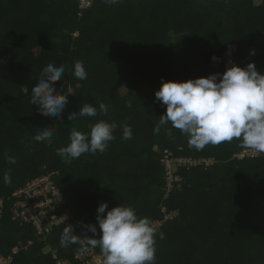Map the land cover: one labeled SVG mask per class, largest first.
I'll return each instance as SVG.
<instances>
[{
  "label": "trees",
  "instance_id": "trees-1",
  "mask_svg": "<svg viewBox=\"0 0 264 264\" xmlns=\"http://www.w3.org/2000/svg\"><path fill=\"white\" fill-rule=\"evenodd\" d=\"M258 3L0 0V254L11 256L10 264H56L54 253L65 259L81 247L90 249L83 243L65 248L59 240L65 223L73 225L81 240L93 236L85 226L95 225L98 238L96 209L101 202L108 209L119 203L132 206L138 216L151 220L155 264H264V157L238 158L244 150L238 140L196 151L170 123L154 134L152 121L157 124L165 111L155 97L162 80L221 74L232 64L244 67L250 61L264 72V17L258 18L264 14V0ZM76 61L83 62L87 79L73 75ZM48 64L66 68L54 85L58 93H71L59 118L40 115L30 103L32 88ZM125 83L129 90L122 94ZM101 102L108 106L107 115L67 119L85 103L98 108ZM137 102L145 106L135 118L131 112ZM145 107L153 112L148 121L142 118ZM100 119L115 122L120 135L102 154L65 162L57 149L69 143L71 130L87 133ZM131 120L132 138L122 139L121 125ZM40 127L54 130L51 146L33 139ZM27 138L37 144L39 158L32 157ZM155 144L160 151L153 149ZM173 156L211 158L212 164L178 167L180 180L169 188L166 159ZM123 161H136L132 171L120 172ZM106 162L111 166L104 168ZM78 168L80 174L72 176ZM114 168L116 175L111 174ZM5 173L10 183H5ZM48 174L63 201L54 204L49 216L70 218L41 241L35 226L15 215L12 193ZM94 250L101 253L99 247Z\"/></svg>",
  "mask_w": 264,
  "mask_h": 264
},
{
  "label": "clouds",
  "instance_id": "clouds-1",
  "mask_svg": "<svg viewBox=\"0 0 264 264\" xmlns=\"http://www.w3.org/2000/svg\"><path fill=\"white\" fill-rule=\"evenodd\" d=\"M121 2L104 0L108 5ZM65 73L64 65L48 64L42 69L30 99L31 105L38 106L40 115L60 117L68 102L67 94L71 93H58L54 85L56 81L62 80ZM73 75L79 80L87 79L82 61L74 63ZM155 97L165 105V111L153 128L154 134H159L161 127L170 123L185 135L189 148L196 151H202L209 145L218 146L238 140L240 146L250 150L254 156L264 154V72L258 70L254 62H248L244 67L232 64L223 73H213L206 77L182 81L162 80L155 90ZM127 106L131 107V103ZM99 113L107 115L108 106L101 102L97 108L94 104L85 103L78 111L70 112L67 119L75 120L78 116L97 117ZM121 127L122 139H131V126L123 124ZM116 128L115 122L109 123L103 119L89 125L87 133L73 128L69 143L57 149V154L68 163L83 154H102L107 150L109 142L115 139ZM38 129L40 131L33 139L51 146L54 130L47 127ZM7 159L15 163L14 158ZM4 181L10 183L7 173ZM96 212L100 229L98 238L95 225L85 226L93 236H83L86 239L82 241V236L74 233L73 225L65 223L60 245L67 248L83 243L93 250L99 247L101 253H96L100 255L103 264H155V229L148 217L138 216L135 208L120 203L108 209L107 203L101 202ZM88 251L89 248L85 246L78 252ZM70 259L75 260L74 256Z\"/></svg>",
  "mask_w": 264,
  "mask_h": 264
},
{
  "label": "built area",
  "instance_id": "built-area-1",
  "mask_svg": "<svg viewBox=\"0 0 264 264\" xmlns=\"http://www.w3.org/2000/svg\"><path fill=\"white\" fill-rule=\"evenodd\" d=\"M264 157L262 155H253L250 150L244 149L238 158L244 157ZM204 163V165L212 164L211 158H192V157H172L166 159V175L168 183L173 180H180V177L175 174L178 167L190 168L191 166ZM174 166V167H173ZM12 197L16 200L13 203V211L16 216H20L25 222L32 223L35 226L40 240H45L49 236L52 228L63 223L70 218L69 215L64 214L61 217L49 216L50 213L55 212L54 204H61L63 201L60 198L57 188L52 185L50 175L37 176L33 180L25 183L24 186L16 189L12 193ZM4 204L3 198H0V212ZM16 251V250H15ZM56 264H72L73 259L65 258L59 259L57 254L52 255ZM74 259L78 260V264H103L98 253L93 249H89L86 253L78 252L74 255ZM12 257L0 254V264H10Z\"/></svg>",
  "mask_w": 264,
  "mask_h": 264
},
{
  "label": "rangeland",
  "instance_id": "rangeland-1",
  "mask_svg": "<svg viewBox=\"0 0 264 264\" xmlns=\"http://www.w3.org/2000/svg\"><path fill=\"white\" fill-rule=\"evenodd\" d=\"M255 3H258V0H255ZM259 4V3H258ZM261 11H263L264 12V7L262 8V10ZM264 17V14L263 15H258V18H259V20H261L262 18ZM262 35H264V34H262ZM100 60H104V58H103V56L102 57H100ZM217 63V60H213V62H212V64H216ZM111 81H113V80H111ZM109 85L110 84H106V88H108L109 87ZM23 90H25V88H23ZM128 90H129V86H128V84H124L123 86H122V88H121V93L122 94H125V93H127L128 92ZM24 94L26 95L27 93H25L24 92ZM17 100V99H16ZM77 101H78V98H77ZM143 103H144V101H142ZM142 102H137V104L135 105V111H132L131 113H132V116L133 117H135V118H137L138 117V115L136 114V113H139V112H137V110H141V108L143 109V107L145 106V105H143L142 104ZM16 109V108H15ZM20 108H18V110H19ZM144 110V109H143ZM14 112H15V110H14ZM141 112V111H140ZM153 114V112L152 111H149V110H146V107H145V111L143 112V116H142V118L143 119H146L147 121H148V118L150 117V115H152ZM154 114H155V112H154ZM157 116H158V114H157ZM152 117H154V116H152ZM158 120V119H157ZM133 121H134V119H133ZM133 121L131 120L130 121V123H128V125H130V126H132V123H133ZM154 123H155V125H156V120H152ZM154 125V126H155ZM169 131V130H168ZM170 132V131H169ZM114 135H115V138H117L120 134H118V133H116V132H114ZM139 139H140V141H143V138L139 135ZM135 140H137L138 141V139H135ZM27 142H29L30 143V140L27 138ZM29 146H30V148L32 149V157L34 158V159H37V158H39L40 157V154H42L41 152H39L38 151V149H37V144H34L33 143V141H31V143L29 144ZM46 148H49V146H47ZM153 149L155 150V151H160V148L158 149V146L155 144V145H153ZM164 150V149H163ZM163 150L161 151V152H163ZM134 162H136V161H131V162H125V161H123L122 162V165L119 167V169L121 170L120 172H123V171H132V169H131V167L130 166H133V163ZM109 166H111L108 162H106L105 164H104V168H107V167H109ZM118 172V169H116V168H114L113 170H112V172H111V174L112 175H116V173ZM72 176H76V175H78V174H80V168H78V169H76L75 171H72ZM50 175V174H49ZM242 175H244V173L242 174ZM52 176V175H51ZM231 178V181L233 182L235 179L234 178H232V177H230ZM252 181H251V179L250 180H248V182H247V187L250 189V190H252ZM229 185V184H228ZM257 187H260V183H258L257 182ZM173 186V183H172V181L168 184V187L170 188V187H172ZM261 190L263 189V188H260ZM84 190H81L80 192H83ZM250 193H252L253 194V191H251ZM259 193H263V192H259ZM163 209H164V207H163ZM175 214L174 213H172V214H170V215H167V216H174ZM82 241H83V239H82ZM48 251V247H46L45 248V253Z\"/></svg>",
  "mask_w": 264,
  "mask_h": 264
}]
</instances>
